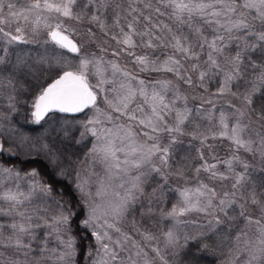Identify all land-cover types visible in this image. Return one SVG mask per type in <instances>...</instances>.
<instances>
[{
  "label": "snow or ice",
  "instance_id": "1",
  "mask_svg": "<svg viewBox=\"0 0 264 264\" xmlns=\"http://www.w3.org/2000/svg\"><path fill=\"white\" fill-rule=\"evenodd\" d=\"M218 252L264 264V0H0V264Z\"/></svg>",
  "mask_w": 264,
  "mask_h": 264
},
{
  "label": "rangeland",
  "instance_id": "2",
  "mask_svg": "<svg viewBox=\"0 0 264 264\" xmlns=\"http://www.w3.org/2000/svg\"><path fill=\"white\" fill-rule=\"evenodd\" d=\"M115 43L112 42V47H115ZM139 54V52L137 53ZM110 58V57H109ZM120 63L121 64H127L129 70L131 71H136L135 69V66L134 64L132 63V60L130 57H127V56H122L121 59H120ZM138 75L140 76V78L142 79H157V78H163V75L162 74H157V73H138ZM168 78H171L170 76ZM209 144H212L214 145L212 151L213 153H215L217 156L219 157H224V156H227L228 155V152H227V148H228V142L227 141H224L223 143H221V141L219 140H216V141H213V140H209L208 141ZM206 156L208 155L207 151L205 152ZM211 162V161H210ZM221 170H223V168H221ZM156 217H152V218H147L146 221H148V224L149 226H153V229L150 230L154 233H156L157 235H159V232L164 229L165 225L163 223L161 224H157L156 223ZM131 221L132 219L131 218H128V221L123 225V228L125 231L127 232H132L133 229H132V226H131ZM139 227H140V223L138 221V224H137ZM152 228V227H151ZM141 229H146V226H141ZM136 239L138 241H140V237L139 236H136ZM141 243H143L141 241ZM152 244H154L155 242H150ZM162 247V243L160 245ZM152 255V253H150V256ZM157 264H159V262L157 261Z\"/></svg>",
  "mask_w": 264,
  "mask_h": 264
},
{
  "label": "trees",
  "instance_id": "3",
  "mask_svg": "<svg viewBox=\"0 0 264 264\" xmlns=\"http://www.w3.org/2000/svg\"><path fill=\"white\" fill-rule=\"evenodd\" d=\"M20 47H25V48H36L37 46L36 45H20ZM214 90V89H213ZM21 122H23V121H21ZM31 127H33V126H31V125H26L25 126V128H26V130L28 129V128H31ZM193 143H195V145H196V147H199V143L198 142H193ZM187 145V139L185 140V146ZM195 155H196V153H195V151L193 150V152H192V156L193 157H195ZM193 163H198V161H196V160H193ZM24 167H26V168H31V167H37V168H39L40 167V165H38V164H28V165H25ZM167 207H170V204L169 205H166ZM129 218H131V219H133V217H129ZM149 219V218H148ZM135 220H136V223L138 224V221H139V223H140V227L141 226H146V229L147 230H152L153 229V226H149V224H148V221H146L147 220V218L146 217H140L139 215H136L135 216ZM152 227V228H151ZM213 259H215L216 260V264H221V261L223 260V257L222 256H220V254H219V252L216 254V256L214 257L213 255H206V257H205V259L203 260V262H202V264H211V261L213 260Z\"/></svg>",
  "mask_w": 264,
  "mask_h": 264
}]
</instances>
